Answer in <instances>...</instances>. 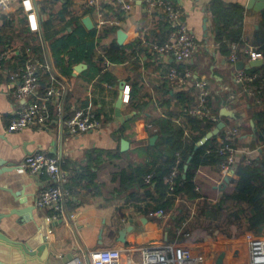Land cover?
<instances>
[{"label": "crops", "instance_id": "1", "mask_svg": "<svg viewBox=\"0 0 264 264\" xmlns=\"http://www.w3.org/2000/svg\"><path fill=\"white\" fill-rule=\"evenodd\" d=\"M65 1L63 0L61 4ZM70 1L73 13L82 14L80 5L85 0ZM211 1L178 0V3L183 11L184 22L199 44L198 53L191 67H194L198 79L207 77L212 94H218L225 86H234L232 76L236 65H231L228 62V56L221 54L215 44L217 29L207 8ZM222 1L227 4H238L244 8L243 38L246 42L253 44L255 33L263 21L264 11L248 10L246 7L249 0ZM41 5L37 3V0H10L8 10L0 19V28L4 29L3 34L20 37L16 42L22 43L23 35L21 34L26 31L38 32L42 22L49 19L48 6ZM59 8L60 6L57 5V9ZM41 10L44 11L43 14ZM87 17L89 16L85 15L83 20ZM90 18L93 22V18ZM167 21V18L159 13L147 14L145 4L142 0H137L135 11L128 21V29L139 31V36L148 47L149 43L155 40L152 32ZM147 33L150 36L149 39ZM12 53H9V58L14 56ZM167 63L175 62L171 58L167 61L157 56L151 59L142 54L138 60L137 71L126 72L124 76L114 71L122 66L115 65L109 70L120 83L125 82L126 85H130V94L133 86L137 85L136 99L149 103L138 109L124 102L121 108L122 116L125 118L132 116L124 124L118 123L115 115L120 83L114 89L110 85V89H107L105 84L102 85L96 81L86 82L85 77L81 76L87 70L86 65L83 71L76 72L75 76L79 75L80 78L77 77L70 83V88L68 87L69 93L73 96H70L66 102V93L62 99L65 113L74 112L75 114L78 110L75 109L81 103L88 101L86 106H92L102 123L104 119L108 120L100 131L77 136L69 134L67 130L60 127L55 118L54 107L52 111L55 119L50 131L26 129L20 133H10L9 123L24 101H16L9 93V80L5 77L1 79L0 160L14 163V165L9 173L0 176V214H9L12 211L19 213L11 214L10 218L1 221L2 230L7 236L13 240H24L39 234L42 229V233L48 240L49 252H53L57 258L70 256L73 259L70 264H78L79 261L87 264L93 252L106 248L120 250L123 255V264H140L141 251L144 248L162 243L188 248L195 256H202L205 264H216L220 256H222V264H250L249 238H264V228L258 233L248 231L246 218L243 216L238 217V225L227 223V213L217 209L224 191H229V183L224 186L228 175L219 167L204 166L197 171L196 178L201 186L199 189L201 199L193 204L188 203L187 207L191 211L189 218L184 220L178 218L180 222L173 223L171 218L175 220L178 217L176 211L164 216L145 217L142 211L150 202L144 198L143 192L138 191L137 199L127 198L128 192L122 191V186L113 181L120 170L128 169L129 166H144L150 160L143 152H139V149L147 144L154 146L158 141L157 139L155 144L151 145L149 134L152 129L149 128L148 123L156 116H163L167 109L162 103H158L159 100L163 102L167 98L163 91V83L166 82L164 80H168L167 75L171 68H168ZM54 70L63 81L64 78L56 69ZM127 77H130V83L125 81ZM186 91L193 94L197 100V91L194 86H189ZM243 101L241 100L242 103L238 105V108L235 107L236 111L235 108L227 109L235 113L236 119L239 115L242 125H246L250 113L249 106L247 109L243 107ZM179 108L176 101L170 109L178 111ZM224 118L228 121L220 120L219 123L225 122L226 125H230L236 121L231 117ZM176 121L179 123L180 119ZM251 122L250 120L248 133L240 136L242 141L239 143L241 150H248V153L251 151L244 146L250 144L249 141L254 132ZM122 140L129 142V148L124 152L121 151ZM39 151L59 158L62 169L69 174V180L79 176L77 179L80 182L75 185L76 195L71 203L73 205L77 202L79 205L69 215L66 210V216L63 219L51 224L45 221V216L50 215L51 212L34 209L40 184L50 185V182L46 176L35 177L29 171L20 169L28 156ZM118 151L119 158L116 155ZM73 182L71 181L72 184ZM92 185H96L97 188ZM204 199L207 203L200 210L204 214L198 216L197 204L202 203ZM176 205H180L179 200ZM222 206L224 209L234 208L231 202L222 203ZM129 227H133V230L127 232L125 243H121L119 232ZM243 230H246L245 233L242 232Z\"/></svg>", "mask_w": 264, "mask_h": 264}, {"label": "trees", "instance_id": "2", "mask_svg": "<svg viewBox=\"0 0 264 264\" xmlns=\"http://www.w3.org/2000/svg\"><path fill=\"white\" fill-rule=\"evenodd\" d=\"M62 1L37 0L38 4L48 6L49 19L42 22L38 32L26 31L21 34L23 35L21 36L23 37L22 43L16 42L20 37L3 34L4 29L0 28V49L2 50L0 53L13 52V57L2 60L3 67L7 68L8 71H15L24 65L28 57L27 51L40 61L54 66V69L64 78V85L67 86L66 102L70 96H73L72 93H69L70 83L77 77L80 78L79 75L75 76L77 66H87V70L81 75L85 77L86 82L96 81L102 85L108 84L114 89L120 82L118 78L113 77L110 71H107L105 66L107 60L114 65L124 67L127 73L137 71L138 60L142 54L151 59L156 56L160 58L159 54L153 50V44L163 45L168 40L171 32L174 31V27L169 21L164 22L159 29L152 32L155 40L146 47L143 38L139 36L140 32L129 28L125 30L128 34V40L120 45L117 40L118 29L105 28L101 35H98L95 30L88 31L82 20L85 15L88 16L91 12L73 13L71 10L72 2L66 0L61 4ZM166 1L175 5L179 4L178 0ZM57 5L60 6L59 9H57ZM207 8L217 29L214 40L218 51L225 56H229L231 44L242 42L244 8L238 4H227L222 0H212ZM110 9L113 14L121 18V12L118 11L116 6L113 5ZM43 13L44 11H42ZM262 16L263 21L255 33L252 45L258 46L259 51L264 55V12ZM147 37L150 38L148 33ZM167 66L168 68L171 67L170 70L177 68L184 71L186 69L185 66L176 63H169ZM190 69L196 72L194 67H190ZM250 72L264 74V67L252 69ZM125 81L130 83V77L125 78ZM164 81L166 82L163 83V91L167 98L163 102L159 100L158 103H162L167 109L163 116H156L148 123L149 128L152 129L149 138L157 136L158 141L154 146L147 144L139 149V152H143L144 155L149 157V162L144 166H129L128 169L120 170L113 181L122 186V191L128 192L127 198L137 199L138 191L143 192L144 198L150 202L148 207L142 211L145 217H150V214L161 210L164 215L176 211L178 217L175 220L171 218V223H173L174 221L180 222L178 218L182 220L189 218L191 211L187 207L188 203L193 204L201 199L199 190H196L201 187L196 178L197 171L204 166L220 168L225 161V156L219 152L221 149L219 139L223 135L222 132L196 149L197 143L207 133L211 132L216 124L207 118L202 119L186 114L185 109L194 107L197 104L196 98L186 90L174 91L175 89L170 81L169 83L167 79ZM42 84L43 87L48 85V78H43ZM230 88L231 92L221 91L218 94H212L208 101L212 113L218 115L222 121L228 120L221 116V111L224 108L233 107L229 101L231 93L240 92L238 86ZM137 92L138 86L134 85L129 104L133 108L140 109V107H144L149 103L138 101L136 99ZM241 100H244V108L247 109V106H249L248 112L250 114L248 120H246V125L241 124L240 126V136L244 135L243 131L245 133L249 131L250 120L255 125L252 138L249 141L250 144L244 146L253 152L252 160L249 164L246 163L247 156L238 160L234 166L233 180L228 185L229 191H224L217 209L227 213L226 219L229 225H238V217L243 216L246 218V229L258 233L264 228V88L256 98L244 95ZM255 100H259L261 103L257 104ZM176 101L180 106L178 111L170 109ZM87 104L88 101L81 103L75 110L85 108ZM238 105L235 107L238 108ZM72 114L74 115V112L65 113V117L69 118L73 116ZM176 119H180L179 123ZM238 120H241L239 115ZM107 121L104 119L103 125L107 124ZM240 136L235 141V146L239 149H241L239 143L242 141ZM178 154L181 160L179 164L180 175L175 179L174 189L171 190L172 186L168 179L178 162ZM116 155L119 158L120 152L118 151ZM189 160L188 171L186 177L183 178L184 166ZM149 175L152 176V180L150 184H147L145 179ZM77 178L79 176L73 177L65 186L72 198L66 207L68 215L79 205L77 202L71 205L74 195H76L74 192L75 185L80 183ZM71 181H74L73 184ZM92 186L97 188L96 185ZM177 200L180 201L179 206L176 205ZM226 202L233 203L234 208L224 209L222 203ZM206 203L204 199L202 203L197 204L198 216L204 214L200 210L205 207ZM186 233L190 234L187 231Z\"/></svg>", "mask_w": 264, "mask_h": 264}, {"label": "built area", "instance_id": "3", "mask_svg": "<svg viewBox=\"0 0 264 264\" xmlns=\"http://www.w3.org/2000/svg\"><path fill=\"white\" fill-rule=\"evenodd\" d=\"M145 4V11L149 15L155 13L164 14L167 20L173 25L168 40L163 45L153 44V50L159 54L162 60L171 58L178 65L185 66L181 71L173 68L169 71L167 78L176 91L186 90L194 86L197 91V104L194 107L185 109V113L197 117L207 118L214 124H218L220 117L212 113L208 101L212 96L210 82L207 77H196L190 67L194 57L198 53L199 44L193 33L183 20V11L180 4L175 5L166 0H142ZM10 0H0V19L9 8ZM116 6L121 12V18L113 14L110 7ZM137 5V0H85L80 5V11H90L89 17L93 18L94 29L98 35L104 32L105 28H116L125 31ZM33 12V11H32ZM127 26H125L126 22ZM243 25V23H242ZM126 27V28H125ZM231 53L228 62L236 65L242 61L248 64L251 61L263 60L264 55L259 47L246 42L242 36V42L231 44ZM9 52L0 55V83L2 78L9 80V93L16 101H24V104L16 111L14 118L10 121L8 131L20 133L26 129L50 131L51 125L56 118L60 127L67 130L73 136L97 132L102 129L103 123L95 113L92 106H87L75 112L69 118L65 117L63 98L67 93V86L56 74L53 66L44 63L27 51V60L24 65L11 73L2 65V60L9 58ZM107 71L115 67L108 60L105 62ZM48 78V85L42 87V79ZM234 86L240 87V92H232L230 95L229 107L233 110L240 104L244 95L257 97L264 88V74L251 73L246 70H235L232 76ZM105 88L110 89L108 84ZM229 86L223 88L224 92H231ZM124 102L130 101V86H125ZM255 103L260 104L259 100ZM55 110L53 117L52 108ZM236 111V108H235ZM242 120H236L226 125L219 139L221 149L219 152L225 156L221 170L231 177L235 171V165L239 159L247 156L246 163L251 162L248 150H241L235 146V141L240 136ZM248 154V155H247ZM176 166L170 174L168 181L171 190L174 189L175 179L180 175V155ZM241 158H240V157ZM21 170H27L35 177L46 176L50 185L40 184L35 208L41 211H49L50 215L45 216L47 224L60 221L66 216V207L71 200L70 192L65 188L69 182V174L61 167V161L54 155L43 151L28 156L21 164ZM152 176L146 177L145 182L150 184ZM196 190H199L198 188ZM151 216H164L163 211L150 214ZM250 264H264V238H249ZM122 252L116 248H106L93 252L90 255V264H123ZM78 264H83L78 262ZM140 264H205L202 256H195L193 252L177 244L162 243L152 244L141 251Z\"/></svg>", "mask_w": 264, "mask_h": 264}, {"label": "water", "instance_id": "4", "mask_svg": "<svg viewBox=\"0 0 264 264\" xmlns=\"http://www.w3.org/2000/svg\"><path fill=\"white\" fill-rule=\"evenodd\" d=\"M248 10H254L256 12L264 11V0H249L248 5L246 7ZM83 23L87 30L92 31L94 29L93 22L90 17H87L83 20ZM128 35L125 31L119 30L117 32V40L120 45H123L126 42ZM264 67V59L251 61L248 64L240 61L236 64V70H246L250 71L255 68ZM83 68H86L85 65H79L75 70L77 73L83 71ZM125 82L120 83V94L118 100L115 104V115L118 123L124 124L126 121L130 120V117H123L121 108L124 104V91H125ZM135 115V114H134ZM133 115V116H134ZM221 116L223 117H231L236 119V115L234 112L224 108L221 112ZM251 126L254 129V122H251ZM226 127L225 122H220L216 125V127L209 132L204 138H202L196 145V149L205 145L208 141L217 137ZM158 137H152L150 142L151 145H154L157 141ZM129 148V142L126 140L121 141V151H126ZM190 160L184 166V174L183 178L186 177V173L188 171V165ZM8 165L7 167H4ZM14 163L6 162L5 160H0V176L9 173L13 167ZM15 167V166H14ZM231 182V177L226 176L225 183ZM16 198V197H15ZM16 200V199H15ZM21 204H26L20 202ZM27 207V206H26ZM35 209V207H34ZM15 211V210H14ZM18 213V212H17ZM15 212H10L9 214H0V264H70L73 259L68 256L66 258H57L53 252H49V244L47 238L42 233V229H40L39 234H36L34 237L24 239V240H13L9 236L5 234L1 227V221L6 218H10L11 214H17ZM19 214V213H18ZM133 230V227L123 228L119 232V241L121 243H125V236L127 232ZM42 236H41V234ZM216 264H222V256L219 257Z\"/></svg>", "mask_w": 264, "mask_h": 264}, {"label": "rangeland", "instance_id": "5", "mask_svg": "<svg viewBox=\"0 0 264 264\" xmlns=\"http://www.w3.org/2000/svg\"><path fill=\"white\" fill-rule=\"evenodd\" d=\"M114 71H118V72L124 74V76L126 75V70H125L124 67H122V68H116ZM243 132L245 133V131H243ZM246 132H247V131H246ZM247 133H248V132H247ZM238 224H239V223H238ZM241 228H243V227H241ZM245 231H246V230H243L242 232L245 233ZM87 264H90V261H88Z\"/></svg>", "mask_w": 264, "mask_h": 264}]
</instances>
